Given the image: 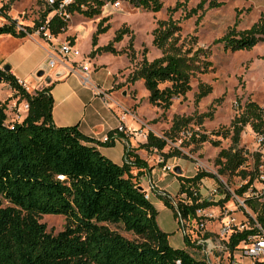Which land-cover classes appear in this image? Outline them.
Returning a JSON list of instances; mask_svg holds the SVG:
<instances>
[{"label":"trees","instance_id":"16d2710c","mask_svg":"<svg viewBox=\"0 0 264 264\" xmlns=\"http://www.w3.org/2000/svg\"><path fill=\"white\" fill-rule=\"evenodd\" d=\"M122 1L134 9L153 14L162 8L161 0ZM106 3L107 0H70L67 4L53 1L32 28L22 27L23 31H19L16 22L11 20L9 24L0 26V35L23 39L45 26L55 38L67 29L66 15L77 13L91 20L101 15ZM220 5L214 0H200L185 12L183 18L197 16V24L205 10ZM181 7L176 3L168 8L167 19L157 21L151 33V43L160 51V57L149 62L143 51L140 63L126 80L130 84L142 81L148 93V103L162 113L170 108L174 99L185 97L195 74L203 75L213 70L207 60L208 49L194 50L191 44L187 47L182 43L178 45L180 27L172 15ZM7 10L8 6H2L0 17L9 19L4 12ZM51 12L53 15L47 19ZM106 22L107 18H101L97 23L90 38L89 56L125 54L133 60V39L126 26L119 28L107 45L97 47L98 37L109 29ZM237 22L236 15L234 25L214 41L222 44L225 51L249 50L264 36L263 17L241 31L236 30ZM125 36H129L125 50L117 51L113 45ZM3 68H0V83L13 91V97L18 98L17 103L24 101L27 110L22 121L6 123V102L0 101V264H208L204 259L193 257L186 249H174L169 245L168 234L157 225L155 207L144 199L145 191L136 180L138 174H131V167L146 168L132 150L125 152L121 166L113 163L94 146L99 142L82 135L77 125L57 127L53 124L50 94L53 83L29 94L10 71ZM197 88L196 103L211 92V87L203 83H199ZM205 116L211 119L212 114ZM205 116L198 117L197 125L202 124ZM189 123V118L173 117L169 130L162 137L148 132L146 141L136 149L161 153L164 161L172 157L188 159L175 149L162 151L167 141L174 142L180 133H187ZM247 126L262 139L260 144L264 143V107L247 101L227 128L211 133L210 137L197 132L189 134L187 146L209 143L219 148L221 140H229L230 143L213 159L216 172L197 169L190 177L177 176L178 195L185 201L178 204L182 217L196 220L197 210L222 207L230 199L226 184L232 178L243 182L234 192L239 197L248 189L254 191L255 181L264 184V180H259L263 165L261 153L248 154L239 146L241 134ZM103 145L110 147L112 143ZM250 159L251 166L248 164ZM221 177L226 178L225 183L221 182ZM204 179L212 180L223 188L220 193L222 199L214 202L200 197L198 192ZM160 200L173 211L169 198ZM245 203L252 205L250 199ZM44 215L64 217L63 230L55 235L48 233L46 225L39 222ZM173 217L177 219L174 212ZM249 220L250 228L232 232L229 236L225 245L230 253L240 243H247L248 237L256 235L253 225L258 224L264 230V206L256 213L255 221ZM109 225L121 227L134 239L123 237ZM193 239L184 232L186 248L194 247Z\"/></svg>","mask_w":264,"mask_h":264},{"label":"rangeland","instance_id":"374dc122","mask_svg":"<svg viewBox=\"0 0 264 264\" xmlns=\"http://www.w3.org/2000/svg\"><path fill=\"white\" fill-rule=\"evenodd\" d=\"M53 1H62L63 4L70 2V0H0V8L8 6V10L4 12L9 18L0 17V26L9 24L11 20H14L18 29L21 27L32 28L35 22L40 21L43 13L48 10ZM119 1L120 6L118 8H113L106 3L102 8L101 15L91 20L77 13L68 16L66 31L55 37L52 43L60 44L64 40L72 43L75 41L83 58L91 47V35L101 18H107L105 25H108L109 29L105 34L98 37L97 47L107 45L112 40L114 33L122 26H126L130 30L133 39L134 59L129 60L125 54L113 56L109 53H100L91 57L88 53L85 59L89 61L90 81H97L101 87L111 86V91L114 92L116 101L122 111L121 117L123 119L126 117L125 123L128 124L133 121L138 124L136 128L127 129L137 134V136L130 135L137 145L141 144L139 142H145L141 141L142 139H139L138 136L147 135L148 132L153 133L156 137H162L169 130L173 117L190 119L186 129L187 133H180L178 139L174 142L167 141V146L162 151L168 152L175 149L188 159L172 157L164 161L161 153L143 151V156L147 161L154 163L156 174L161 176L162 173H165L174 177V174H176L174 169L177 166H182L185 172L187 169L190 173L194 169L216 172L213 159L220 149L229 146V140H221L219 148L212 147L209 143L187 146L188 136L190 133L197 132L210 137L211 133L221 128H227L238 109L247 101H252L260 107H264V36L251 49L236 52L225 51L222 44L214 43V41L221 38L234 25L236 15L238 16L237 31L246 30L256 23L260 17L264 18V0H214L221 4L220 7L205 10L197 24V16L190 19H184L183 16L185 12L194 8L200 0H161L162 8L154 14L134 9L128 3L122 0ZM176 3H180L182 6L172 15V19L180 27L178 45L182 43L187 47L191 44L194 50L197 48L208 49L209 56L207 60L211 63L213 70L203 75L195 74L190 81V91L185 97L174 99L170 108L162 113L160 109L148 103V93L142 81L130 84L126 80L140 63L143 51L149 62L160 57V51L151 43V33L156 28L157 21L167 19V9L174 7ZM52 15L51 12L47 19ZM25 38L23 40L10 35H0V65L8 67L13 65L21 78L30 73L33 68L32 65L46 60L43 50L48 48V43L36 32L27 35ZM37 40L41 41V45ZM128 40L129 36H125L121 42L115 43L113 47L117 51L125 50ZM93 59H96V63L92 61ZM52 70H48V73L51 74ZM38 71L46 73V70L43 69ZM32 79L37 80L36 77ZM199 83L209 85L211 92L196 103L194 96L198 92ZM8 89H10L8 86L0 83V100L6 102V123H12L15 120L17 121L16 116H20L18 110L24 108L25 104L24 101L17 103L18 98L16 97L7 99ZM10 100H12V103H9ZM208 113L212 114L211 119L205 116ZM199 116H205L200 126L197 125ZM137 139L139 141H136ZM239 146L246 150L248 154L261 153L263 165L260 168L261 176L259 180H264V143L260 144L259 137L253 134L248 126L241 134ZM115 150L119 151L120 149L116 148ZM248 164L251 166V159ZM164 166H170L172 171L164 172ZM220 180L223 183L226 182L224 177H221ZM242 184L243 182L238 178L230 179L226 184L230 196L229 201L222 207L206 209L205 214H210L211 218L200 217L204 220L209 219L205 222L206 237L210 236L211 241L213 243L218 242L220 246L207 261L201 252V254L197 253L195 255L197 259H204L208 264L246 262L244 259L234 257L225 247L224 241L218 240L217 235L223 224H229L234 229L250 228L252 224L249 219L255 221L256 213L264 206V184L255 181L253 184L254 191L248 189L241 197L236 196L234 192ZM211 188H205L206 198L214 202L223 198L220 195L223 192L222 187L214 183ZM154 196L159 200L164 197L156 193ZM182 197H175V200L169 198L173 211L164 205V207L160 206L158 199L154 200V207L157 211L156 222L159 229L165 233L177 226L181 229L182 234L186 232L193 239L197 233L198 219L190 220L181 216L178 204H184L185 201ZM248 199L252 202L251 206L245 203ZM173 212L176 213L177 219H174ZM39 222L46 225L48 233L55 235L63 230L66 220L60 215H44L40 217ZM109 228L117 231L127 239H134L132 234L124 232L119 226L109 225ZM207 230L210 233H207ZM170 238L169 242L171 244L173 242ZM198 248L200 251V247Z\"/></svg>","mask_w":264,"mask_h":264},{"label":"crops","instance_id":"0c3cea01","mask_svg":"<svg viewBox=\"0 0 264 264\" xmlns=\"http://www.w3.org/2000/svg\"><path fill=\"white\" fill-rule=\"evenodd\" d=\"M24 39L26 38H23V40ZM37 42L41 45L40 40H37ZM73 44L77 48V42L74 41ZM47 47L48 48H46V50H43L45 52L46 60L48 53L51 52L52 49L51 46ZM90 49L86 55L90 52ZM86 55H84V59ZM46 60L32 65L33 68L31 69L30 73H27L23 78L18 75L16 67L13 65L9 67V71L17 80L24 82L25 85L23 87L29 94H33L42 87L53 83L50 91L51 97L53 99V106L51 110L53 124L57 127H69L77 125L78 130L82 135L99 142V145L94 144V146L102 155L119 166L124 163L125 152L127 150H132L133 153L146 164V168L144 167L137 169L135 167H131V174L133 176L138 174L136 176L138 185L141 189L148 192L149 197L147 200L153 206V201L158 199L154 196L155 193L173 200H175V197H179V182L177 181V176L190 177L195 173L196 169L190 173L187 169L185 172L182 166H177L180 173L174 174V177L168 176L165 173H162L161 176L156 174L154 163L147 161V159L143 156V150L136 149L138 145L135 140L127 133H118L116 131V128L120 122L122 111L119 108V103L116 101L114 92L111 91V86L109 85L108 87H101L98 85L97 81L91 82L90 74L88 78V84H83L82 78L84 77V74L80 70L77 68L72 70L67 66L62 65L56 66L50 74L48 73ZM85 61L87 60L85 59ZM92 61L96 63V59H93ZM3 67V65H0V68ZM39 69L46 70V73L43 72V74L44 77L46 76L50 78V83H45L43 77H37V73L40 72L38 71ZM35 72L37 73L35 74ZM35 77L37 80L32 79ZM13 94V91L8 89L7 99L13 97ZM0 101L3 102V100ZM9 103H12V100H10ZM24 104L26 103L24 102ZM18 113L20 116H16V122L22 121L26 115V109L20 108ZM125 119L126 117H124V119L121 121V124L126 129L138 127V124L134 123L133 121L126 124ZM104 136H107L109 138V143H112L110 147L103 145L101 139ZM136 141L139 140L137 139ZM116 148H119L120 150L116 151ZM212 184H214V181L212 180L204 179L201 181L198 192L201 198L207 197V194H205L204 190L205 188L212 189ZM157 201L159 202L160 206L164 207L159 199ZM207 233L210 232L208 231ZM167 234L169 235L168 243L172 248L186 249L193 257H195L197 253L201 254L198 246L195 243L194 247H185L184 233H181V229L179 227L176 226L175 229L167 232ZM169 238L173 243L170 244ZM206 238H210V236H207Z\"/></svg>","mask_w":264,"mask_h":264},{"label":"built area","instance_id":"2783aa9c","mask_svg":"<svg viewBox=\"0 0 264 264\" xmlns=\"http://www.w3.org/2000/svg\"><path fill=\"white\" fill-rule=\"evenodd\" d=\"M107 3L109 6L113 8H118L120 6V1H112L107 0ZM68 19V15L65 16ZM46 23V22H45ZM19 31H23V28H17ZM36 34L42 37V39L48 43V46H51V52L48 53L47 57V68L48 70L54 69L58 65L67 66L69 69L77 68L80 70L84 77L82 78L83 84H88V78L90 74V70L88 67V62L84 60V58L81 57V54L79 50L74 46L73 43L64 40L60 44H54L52 43L54 40V37L50 35L49 31L46 29L45 26H41L36 31ZM34 32V33H35ZM81 57V59H80ZM18 84H20L22 87L25 85L24 82H21L18 80ZM24 88V87H23ZM25 89V88H24ZM15 105V103H14ZM24 108L27 110V104L24 105ZM122 117L120 118L119 125L116 128V131L118 133H127L128 135H135L133 131L127 130L123 125L121 124ZM139 139L141 138V141H146V135H139ZM261 138H259V141L261 142ZM102 143L109 142V138L107 136H104L101 139ZM127 164H129V161H126ZM163 171H172V168L170 166H164ZM149 194L147 191L144 193V199H148ZM206 210V209H205ZM205 210H197L196 211V217L198 218L197 223V233L195 238L193 239L194 243L200 247V252L202 253L204 259L207 261L210 256L213 255L214 251L219 248V243H213L210 238L205 237V222L209 219H200V217H207L211 218L212 216L210 214H205ZM254 228L257 230L256 235L248 237L247 243H240L231 253L234 257H237L238 259H244L246 262H239V263H232V264H264V230L261 229V227L258 224H255ZM248 229V228H246ZM243 229H234L229 226V224H223L220 227V230L218 232V240L224 241L226 244L228 242V238L231 235L232 232L235 231H242ZM200 234V235H199ZM226 247V245H225ZM227 248V247H226Z\"/></svg>","mask_w":264,"mask_h":264},{"label":"water","instance_id":"95a60500","mask_svg":"<svg viewBox=\"0 0 264 264\" xmlns=\"http://www.w3.org/2000/svg\"><path fill=\"white\" fill-rule=\"evenodd\" d=\"M3 70L6 71V72L9 71V67L8 66H4ZM37 77H43L45 83H50V78L49 77H46V76L44 77L43 72L37 73ZM174 172L176 174H179L180 173V171H179V169L177 167L174 169Z\"/></svg>","mask_w":264,"mask_h":264}]
</instances>
